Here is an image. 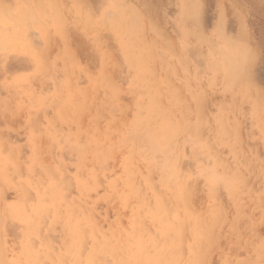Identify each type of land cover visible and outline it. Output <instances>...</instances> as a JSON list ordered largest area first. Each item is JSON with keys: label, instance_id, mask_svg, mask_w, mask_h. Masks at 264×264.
<instances>
[{"label": "rangeland", "instance_id": "374dc122", "mask_svg": "<svg viewBox=\"0 0 264 264\" xmlns=\"http://www.w3.org/2000/svg\"><path fill=\"white\" fill-rule=\"evenodd\" d=\"M0 27V264H264V0H0Z\"/></svg>", "mask_w": 264, "mask_h": 264}, {"label": "bare ground", "instance_id": "6f19581e", "mask_svg": "<svg viewBox=\"0 0 264 264\" xmlns=\"http://www.w3.org/2000/svg\"><path fill=\"white\" fill-rule=\"evenodd\" d=\"M118 10V9H117ZM119 11V10H118ZM130 11V10H129ZM128 11V12H129ZM6 13V12H5ZM9 14V13H8ZM28 14V13H27ZM108 14V13H107ZM121 14V13H120ZM124 14V13H123ZM122 14V15H123ZM10 15V14H9ZM28 16V15H27ZM31 16V15H30ZM2 17V16H1ZM36 17V16H35ZM3 18V17H2ZM19 19V18H18ZM28 19V18H27ZM33 19V18H32ZM37 19V18H36ZM17 20V19H16ZM34 20V19H33ZM6 21V20H5ZM30 21V20H29ZM37 21V20H36ZM34 23V22H33ZM1 28V27H0ZM5 28H6V26H5ZM2 29V28H1ZM115 29H117V27L115 28ZM119 31H120V29H118ZM118 31V32H119ZM9 32V31H8ZM36 34V33H35ZM38 34V33H37ZM112 36V35H111ZM1 38V37H0ZM4 41V40H3ZM231 42V41H230ZM103 45V44H102ZM4 48V47H3ZM2 50V49H1ZM47 55V54H46ZM104 62V61H103ZM139 62H140V60H139ZM141 62H142V60H141ZM156 64V63H155ZM143 65V64H142ZM104 67V66H103ZM50 69V68H49ZM236 69V68H235ZM234 70V69H233ZM105 71V70H104ZM106 72V71H105ZM114 85V84H113ZM144 85V84H143ZM142 85V86H143ZM150 86V85H149ZM98 87V86H97ZM94 88H96V87H94ZM22 89V88H21ZM137 89V88H136ZM85 91H87V90H85ZM88 93V92H87ZM140 93V92H139ZM92 94V93H91ZM180 94H181V91H180ZM184 99V98H183ZM86 100H87V97H86ZM234 103V102H233ZM93 107V106H92ZM90 110V109H89ZM203 110V109H202ZM32 113V112H31ZM98 113V112H97ZM199 113V112H198ZM200 114V113H199ZM39 115V114H38ZM200 116V115H199ZM235 116V115H234ZM39 117V116H38ZM37 117V118H38ZM107 117V116H106ZM192 117V116H191ZM229 117V116H228ZM36 118V119H37ZM203 118V117H202ZM198 119V118H197ZM223 122V121H222ZM37 124V123H36ZM113 126V125H112ZM3 133V132H2ZM100 135V134H99ZM37 141V140H36ZM243 158V157H242ZM15 159V158H14ZM245 160V159H244ZM230 164V163H229ZM236 164V163H235ZM21 166V165H20ZM44 166V165H43ZM22 167V166H21ZM21 167H19V168H21ZM234 169V168H233ZM23 171V170H22ZM20 173H22V172H20ZM21 176H23V175H21ZM44 180H46V179H44ZM70 184H71V182H70ZM73 188V187H72ZM67 189V188H66ZM71 190V189H70ZM67 191H68V189H67ZM68 192H70V191H68ZM4 193V192H3ZM69 194V193H68ZM29 195H31L30 193H29ZM20 198V197H19ZM82 206V205H81ZM26 207V206H25ZM181 216V215H180ZM126 217V216H125ZM140 217V216H139ZM98 220V219H97ZM100 220V219H99ZM121 220V219H120ZM99 224V223H98ZM123 225V224H122ZM114 226V225H113ZM126 228V227H125ZM150 229V228H149ZM186 232V231H185ZM214 233V232H213ZM253 233H254V230H253ZM18 236H19V234H18ZM213 236V235H212ZM211 236V237H212ZM197 242V241H196ZM36 243V242H35ZM184 244V243H183ZM86 246V245H85ZM213 246V245H212ZM183 248V247H182ZM213 248V247H212ZM84 250H85V248H84ZM41 251V250H40ZM50 252V251H49ZM4 253V252H3ZM84 253V252H83ZM209 253V252H208ZM2 254V253H1ZM231 254V253H230ZM7 255V254H6ZM4 256V255H3ZM178 257V256H177ZM205 257V256H204ZM2 258H4V257H2ZM200 259H202V257L200 258ZM4 260V259H3ZM167 260V259H166ZM243 260V259H242ZM203 261V260H202ZM244 262V261H243ZM247 263V262H246ZM4 264V263H3Z\"/></svg>", "mask_w": 264, "mask_h": 264}]
</instances>
